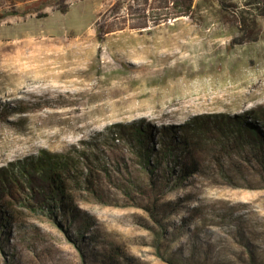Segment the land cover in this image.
Listing matches in <instances>:
<instances>
[{
	"label": "rangeland",
	"instance_id": "obj_1",
	"mask_svg": "<svg viewBox=\"0 0 264 264\" xmlns=\"http://www.w3.org/2000/svg\"><path fill=\"white\" fill-rule=\"evenodd\" d=\"M101 3L0 0V264H264V0Z\"/></svg>",
	"mask_w": 264,
	"mask_h": 264
},
{
	"label": "trees",
	"instance_id": "obj_2",
	"mask_svg": "<svg viewBox=\"0 0 264 264\" xmlns=\"http://www.w3.org/2000/svg\"><path fill=\"white\" fill-rule=\"evenodd\" d=\"M118 1L120 0H102V3H101V7H100V11L99 12H102V15L101 17L99 18V22H101L103 25H106V28H114V29H117L119 28L120 26H122L123 24H125L126 26V30L130 29L132 27V22L130 21L129 18H127L126 16H124V14H121V13H117L118 11L115 9L112 11V13L108 14L107 11L109 9V3L110 2H114V6H117L118 4ZM215 30L212 31V33H214ZM123 36V35H122ZM84 38H88L89 40L92 38L91 34L89 31H87V33L85 34ZM71 39H74L73 37H69V38H58V39H46V40H41V39H38V40H34V45H38V46H66L67 45V41L68 40H71ZM112 39L109 37L105 40V44L106 45L109 41H111ZM16 46H14L13 48H10V49H21L23 46L27 45V41H24V42H19V43H16L15 44ZM107 47H110V46H107ZM111 48V47H110ZM96 44L94 42V45H93V48L92 50L89 52L90 54V59L88 60L89 64H87L86 66V72H88L89 68L93 65H98L99 68H101V70L106 73V72H109L111 70H115L117 68V64H114L112 63L111 64H104V56H103V53L104 52H101L99 54L96 53ZM107 50V49H106ZM106 55L108 54V52H105ZM120 61V60H119ZM131 71V76L130 77H133V76H139V79H144V77L146 76H157L159 74H162L163 72H158L156 73V75L151 74V72H149V70H145L143 68H139L137 71H134V69H130ZM122 81L121 79L117 80L116 83H120L122 84ZM95 83H97L98 85V89H99V94L101 95L103 93L102 89L100 88V84H101V80L100 79H97L95 81ZM117 90L114 88H112L108 93H116ZM149 123V122H148ZM54 169L52 167V170L49 172V180H50V183H51V186H52V190L57 192L58 194L62 193V190H63V180L62 178L60 177V174L62 172V169L60 170H55L56 172H54ZM150 215H152V213L150 212Z\"/></svg>",
	"mask_w": 264,
	"mask_h": 264
}]
</instances>
